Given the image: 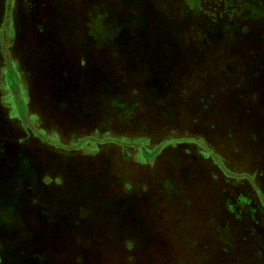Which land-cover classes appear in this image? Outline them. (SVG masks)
Instances as JSON below:
<instances>
[{
	"label": "rangeland",
	"instance_id": "obj_1",
	"mask_svg": "<svg viewBox=\"0 0 264 264\" xmlns=\"http://www.w3.org/2000/svg\"><path fill=\"white\" fill-rule=\"evenodd\" d=\"M0 264H264V0H0Z\"/></svg>",
	"mask_w": 264,
	"mask_h": 264
}]
</instances>
